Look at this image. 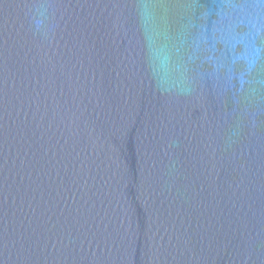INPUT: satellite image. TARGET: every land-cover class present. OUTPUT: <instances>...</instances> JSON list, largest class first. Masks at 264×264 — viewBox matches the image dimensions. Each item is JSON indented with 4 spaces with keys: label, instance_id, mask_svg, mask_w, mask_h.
<instances>
[{
    "label": "water",
    "instance_id": "1",
    "mask_svg": "<svg viewBox=\"0 0 264 264\" xmlns=\"http://www.w3.org/2000/svg\"><path fill=\"white\" fill-rule=\"evenodd\" d=\"M0 264H264V0H0Z\"/></svg>",
    "mask_w": 264,
    "mask_h": 264
}]
</instances>
